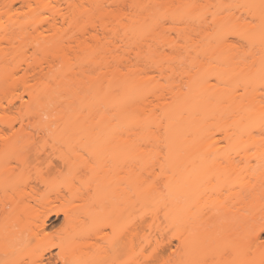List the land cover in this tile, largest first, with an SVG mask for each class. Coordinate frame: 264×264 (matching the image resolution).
I'll return each mask as SVG.
<instances>
[{
	"label": "rangeland",
	"instance_id": "rangeland-1",
	"mask_svg": "<svg viewBox=\"0 0 264 264\" xmlns=\"http://www.w3.org/2000/svg\"><path fill=\"white\" fill-rule=\"evenodd\" d=\"M42 1L45 37L41 56L46 71L54 67L56 72L55 81L45 79L46 94L51 95L46 96L43 122L50 128L36 139V148L46 162L35 167L33 162L24 165L13 161V173L0 174V194L5 190L27 191L28 184L36 180L41 203H32V213L25 212L21 219L12 217L5 242L7 254L0 264L41 263L38 254L47 244L40 243L45 232L32 237L29 226L39 223L49 205L66 208L70 216L74 215L70 218L73 224L65 221L63 214L58 219L52 217L51 222L57 219L56 225L46 231L53 243L72 240L69 248L73 250L80 242L79 234L116 239L120 228L125 233L130 231L132 217L138 224L133 257L126 253L116 259L102 251L106 257L100 254L91 259L72 254L62 262L57 256L59 247H54L55 264H234V221L229 218L234 178L229 168L238 155L227 144L226 135L235 120L247 119L246 112L252 105L255 84L251 54H259L263 45L251 35L254 30L264 31V0ZM84 7L87 13L83 9L78 12ZM54 22L60 30L50 27ZM105 23L107 29L103 30L100 25ZM24 51L20 53L23 57L33 54L31 47ZM135 80L146 114L152 118L151 122L147 119L148 129H142L146 134H140L137 149L133 150L132 144L125 142L124 128H120L123 119L134 113V106L123 102L122 89L135 86L131 84ZM257 87L264 93V76ZM192 89L203 90L205 97L199 100L204 109L197 107L190 115L206 125L201 135L188 132L184 140L189 143L195 138H214L211 147L215 151L206 158L210 174L205 173V179L193 186L197 189L188 188L187 194L180 197L185 206L184 218L175 220L172 201L179 199L170 187L171 139L166 137L163 110ZM261 104L264 106V102ZM100 125L105 138L98 134L99 142L90 134ZM116 131L120 137H116ZM177 153H184L183 148ZM49 162L57 166L58 172L49 171ZM134 168L139 178L137 205L134 213L124 215L117 208L121 200L120 195L116 199L117 187L121 180L127 181ZM96 196L98 201H94ZM94 202H98V209L99 203L105 206L91 221L84 216L93 209ZM115 205L118 211H113ZM127 205L124 210H131L130 200ZM115 211L117 218L123 213L121 223ZM105 241L93 239L98 248L109 252V242ZM181 241L187 244L184 248ZM128 244L127 250L131 247ZM251 261L259 264L262 258Z\"/></svg>",
	"mask_w": 264,
	"mask_h": 264
},
{
	"label": "bare ground",
	"instance_id": "bare-ground-1",
	"mask_svg": "<svg viewBox=\"0 0 264 264\" xmlns=\"http://www.w3.org/2000/svg\"><path fill=\"white\" fill-rule=\"evenodd\" d=\"M74 2H71V6L75 5ZM57 3L59 6L60 1ZM42 8V0H0V27H3L2 30H0V174L11 175L13 173V161L24 165L28 162H33L34 164L32 165L35 167L46 162L42 154L36 148V139L41 138L45 129L50 128L46 122H43V112L46 109L45 102L48 101L46 100V96L49 95L48 97H50L51 95V92L46 94L45 79L47 78L55 81L56 72L54 67H50V69L46 71L44 58L41 56L45 37L41 21ZM82 9L83 13L86 11L84 7L78 10V12L81 13ZM92 26L97 29L96 24ZM100 26L103 30L107 29L106 23ZM256 26L252 28L255 29ZM50 27L53 30L61 29L55 22L51 23ZM251 37L253 40H259L263 45L259 50L261 57H258L259 54L257 51H253L251 54V75L255 84L250 97L252 105H250L249 111L246 112L247 119H240L239 117L237 121L235 120V123L233 122L234 124L231 125L233 126L231 128L232 131L227 132L226 135L227 144L232 150L236 151L238 155V158L236 157L237 159L235 158V160H233L229 168L234 178V201L232 203V215L229 216V218H232H230V220L234 221V225H232L234 226V236H232L234 243L233 248L236 254L234 264H253L251 260L254 257L262 258L260 263L264 264V240L261 239L264 234V106L261 104L264 102V93L261 94L257 87L259 79L264 76V31L257 33L254 30ZM17 43L18 46H16ZM26 47H31L33 49L32 56H22L25 54L24 48ZM132 82L131 84L135 86L130 85V89H122L121 98H125L123 102L128 104L129 101L131 106H134V110H132L134 113H132V115H127L129 117L123 119L124 121L121 124L122 128H120L121 126L119 128L122 130L124 128L123 131L127 134L125 140L126 144H132L129 146L131 148L133 146V150H136L138 146L137 141L140 139L142 129H148V124L151 122L150 118L152 117L146 114L145 105L142 103V93H140L139 86H137L138 83L136 80ZM204 97L203 90L192 89L191 93L183 99L178 98L174 106L163 110V118L165 119V123H167L165 128L166 137L171 139V143L169 144L171 153L169 163L172 175L170 177V187L172 193L176 195L175 198L179 199H174L172 201V204L175 205L173 212L175 220H182L184 218L182 215L185 206L183 199H180V197L183 196L184 193L187 194L188 188H194L195 190L196 187L193 186H196L200 180L205 179V176L208 175L205 173L210 174L211 171L207 169L209 167L207 166L206 158L211 155V152L215 151L211 146H213L216 140L214 138H195L189 143H186L184 140L188 132L196 135L199 133V135H201L203 132L201 130L205 128L206 123L199 119L195 120V118L190 115L191 111L197 107L204 109L199 102V100ZM227 99L229 101L231 100L229 97ZM184 102H187L189 105H186ZM139 127L141 129H139ZM103 128L104 127L100 125L95 127L97 130L92 129L91 133H94L90 134V137L96 141L99 139L100 142L102 136L105 138L104 134H101L104 132ZM136 130H141V132ZM98 131L99 133H97ZM116 133V137H120V132L119 134ZM98 134L102 136L99 137ZM142 134H146V132ZM92 135L95 136V138H99L95 139ZM103 138L102 140L104 141L101 143L104 145L105 139ZM102 144L100 145L103 146ZM101 146H97L99 150L104 147ZM181 147L184 153H177ZM254 161L256 162L254 163ZM48 168L50 172H58L57 166L54 165L53 162H49ZM135 170L134 168L130 172L127 181L126 179L123 181L121 180L122 183L119 182L117 187L116 199H119L118 195H120L121 199L119 200L120 202L117 200L118 204L120 203L117 208H119V212L122 209L124 215L126 212L135 211L137 205V200L135 199L138 193L137 186L139 184V178ZM124 183L126 186L129 184L127 188L131 189L130 194H127L129 190L126 186H123ZM126 195L128 196L126 197ZM61 196L64 197V195ZM58 199L61 201V198ZM129 200L132 208L130 207L131 210L125 211L124 209L127 208L124 207L128 206L127 203ZM94 201H98L97 196ZM99 202H101V200H99ZM32 203L37 206L41 203L39 199V182L36 180L28 184L27 191L16 189L11 192V190H5L0 194V260L5 259L4 256L7 254L5 251V242L10 236L9 233L13 223L12 217H14L13 220H16L18 217L21 219L20 216L25 212L32 213L35 207ZM96 205H98V202H94L93 209L86 212L84 218L87 216V219L93 221L96 215L101 212L98 213V211L102 210V207L105 206L99 203L100 209H98ZM121 206H123V208ZM117 208L115 205L113 211L115 209L117 210ZM123 213H121L122 217L119 215L121 218H117L118 215H116V211L114 212L115 218L118 220L120 219V223L123 218ZM62 214L65 216V221L73 224L70 220L73 219L74 215L70 216L66 208H57L49 205L46 208L45 215H43L39 223L29 226L31 231L30 234L31 236L33 235L32 237H38L45 232L40 243L44 241L47 242V244L38 254L41 262L40 264L56 263L55 257L52 254V249L54 247H59L60 252L57 256L62 262L66 261L68 255L72 254H78L81 258L83 255L86 256V258L91 256L89 257L91 259H93V256L95 257L100 254L99 257L102 255V257H104L106 254L107 257L112 256L116 259L126 253L129 255L131 254L130 256L132 257L135 254L134 248H136L135 244H137L136 239L138 232V224L136 223L135 217H132L133 219L130 222V231L127 232L129 234L125 233L124 229L121 230V228L118 230L121 231L119 234L118 231H116L118 234L116 239L115 237L109 238L99 234L93 236L89 234H79L78 238L80 242L73 250L69 248L72 240H62L60 243L56 244L53 243L51 237L46 236V231L50 227L56 225V220ZM52 217H57V219L51 222ZM84 218L80 221L84 222ZM117 219H115L116 222ZM107 238L108 240L110 239V241H108ZM93 239L107 240L105 243L109 242L107 244H109V252L111 253L108 254L109 252L103 250L105 249L103 247L98 248L97 243L93 242ZM128 242V245L131 247L129 246L130 249L127 250L126 247ZM181 245L184 248L187 244L185 241H181ZM102 251L106 253L104 254ZM48 254L50 255L49 257H47ZM44 260H47V262H44Z\"/></svg>",
	"mask_w": 264,
	"mask_h": 264
}]
</instances>
